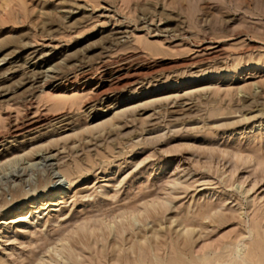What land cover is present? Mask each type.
Returning <instances> with one entry per match:
<instances>
[{
  "label": "rangeland",
  "instance_id": "374dc122",
  "mask_svg": "<svg viewBox=\"0 0 264 264\" xmlns=\"http://www.w3.org/2000/svg\"><path fill=\"white\" fill-rule=\"evenodd\" d=\"M49 183L59 207L5 213ZM0 220V264L105 222L126 261L264 264V0H0ZM108 239L66 263L113 264Z\"/></svg>",
  "mask_w": 264,
  "mask_h": 264
},
{
  "label": "bare ground",
  "instance_id": "6f19581e",
  "mask_svg": "<svg viewBox=\"0 0 264 264\" xmlns=\"http://www.w3.org/2000/svg\"><path fill=\"white\" fill-rule=\"evenodd\" d=\"M33 55V54H32ZM32 55H30L31 57H32ZM47 72V71H46ZM45 82H47V79H46V81ZM175 84H178V83H175ZM174 85V84H173ZM180 86V85H179ZM2 144V143H1ZM36 154V153H35ZM37 154H39V153H37ZM36 156V155H35ZM50 157V156H49ZM50 159V158H49ZM53 159V158H52ZM245 159V158H244ZM41 160V159H40ZM47 160V159H46ZM243 160V159H242ZM43 161V160H42ZM29 165V164H28ZM61 166V165H60ZM65 166V165H64ZM50 167H51V170L50 171H53V172H51L52 173V175L54 176L55 174H62V176H64L65 177V175H66V173H68V172H66V173H62V172H60L59 171V169H60V167H57V165L56 164H51L50 165ZM59 168V169H58ZM65 169H67V167L65 168ZM69 169V168H68ZM56 170L58 171L57 173H56ZM74 172V171H73ZM55 173V174H54ZM50 174V173H49ZM68 175V174H67ZM50 176V175H49ZM72 175H70L69 177H71ZM52 177V176H51ZM68 178V177H67ZM42 183H43V181H42ZM42 188H40V194H39V196H36V197H28L27 199H25V202L23 203V204H21V205H18V202L17 203H15V204H13V206H9L8 207V209H6L5 210V213L6 212H8V210H12V211H15V213H17L18 211L19 212H23V211H25V209L26 208H30V206L32 205V204H36V201H38L39 199H40V197H42V199H47V198H51V200H50V202H51V205L53 206V207H59V205L60 204H62L61 203V201L63 200V198L64 197H62V194L64 193V189H65V187H62L61 185H57L56 187H55V190H54V188L52 189L51 188V185H50V183L49 184H45V186L43 187V184H42V186H41ZM14 192L17 194V195H19V197L17 196V200H18V198H20L21 197V199L23 198V197H27V194H25L24 193V191L21 189V188H17V189H15L14 190ZM20 200V199H19ZM32 200V201H31ZM16 201V200H15ZM11 204V203H10ZM27 205L25 208H23L24 207V205ZM37 204H38V202H37ZM47 204V202H45V205ZM153 204V203H152ZM151 204V205H152ZM43 205V204H42ZM152 206H154V204L152 205ZM159 206V205H158ZM5 207H7V206H5ZM33 207V206H32ZM147 207H149L148 205H147ZM151 207V206H150ZM146 208V207H145ZM157 208V209H156ZM158 208L159 207H155V211H157L158 210ZM160 208H161V206H160ZM27 209V210H28ZM151 209H154V207H152ZM161 210V209H160ZM150 211H152V210H150ZM155 211H152V212H155ZM148 212H149V209H148ZM131 213H132V211H131ZM133 213H134V211H133ZM132 213V214H133ZM27 214V213H26ZM127 214V213H126ZM125 214V215H126ZM130 214V213H129ZM149 214H151V212H149ZM153 214V213H152ZM124 215V216H125ZM128 215V214H127ZM142 215V214H141ZM124 216H121V217H124ZM136 216L138 217L139 215H134V217L132 218V220H131V214H130V216H129V219H130V222H128L127 221V224H128V226L130 227V224H131V222H133V223H137L138 222V218H136ZM145 216L146 215H143V216H141V217H143V219L145 218ZM152 216V215H151ZM201 216V215H200ZM209 216V215H208ZM217 216V215H216ZM216 216H214V217H216ZM23 216L20 214V215H18L14 220V223H19L20 221H22V218ZM127 217V216H126ZM198 217V216H197ZM120 218V217H119ZM140 218V217H139ZM149 218V215L147 214V218L146 219H148ZM117 219V218H116ZM121 219V218H120ZM124 219V218H123ZM204 219V218H203ZM142 220V219H141ZM140 220V221H141ZM188 220V219H187ZM205 220V219H204ZM123 221V220H122ZM139 221V222H140ZM0 222H1V220H0ZM104 222V221H103ZM126 222V221H125ZM138 222V223H139ZM106 223V222H105ZM105 223H98V225L97 226H93V228H89V227H87V225H85V226H83V227H81V228H78L76 231H75V237H73V238H71V237H68V236H66V238H64V239H60V240H58L57 241V244H59V245H53V246H55L54 247V250L52 249L51 251H52V253H53V251L57 254V256L56 257H58V258H60L61 260H64L65 261V263L64 264H68V263H66V262H69L68 260H70V256H72L71 255V252H72V249H73V247H75L76 245L78 246H80V245H82L84 248H88V246H89V244L91 243L90 242V238L92 239V237H94V238H101V240H104L105 242L107 241V240H109L108 238L110 237V235L113 233V232H115V240L112 242V244H111V248H110V250H108V251H110V253H111V261L113 262V264H141V262L139 261V259L137 258V256H138V253H137V256L134 254V258L133 259H130V260H124L120 255L118 256L117 254H119V252H120V250H121V246H120V243L122 242V240H121V238L122 237H124V236H122V235H124L123 233L125 232V227H124V223L122 224V223H120V225H118V226H114V225H112V227H111V225H109L108 223L107 224H105ZM141 223V222H140ZM126 224V225H127ZM136 225V224H135ZM182 225V224H181ZM180 225V226H181ZM132 227H133V224L131 225ZM128 227V228H129ZM132 227L130 228V229H132ZM103 228V229H102ZM127 228V229H128ZM180 228V227H179ZM75 230V229H74ZM190 230H194V229H190ZM96 231H99V235H97L98 234V232H97V234H96ZM179 231H181V229L179 230ZM183 231V230H182ZM192 231H190V232H185V235L184 234H182V237H183V235H184V237L186 236V239L189 241V243H190V238H191V235L193 234L194 235V233L192 232ZM178 232V231H177ZM136 233V232H135ZM180 233V232H179ZM71 234H73V233H71ZM135 235H138V234H135ZM74 236V235H73ZM152 236H154V235H152ZM151 236V237H152ZM137 237V236H136ZM146 237V236H145ZM144 237V238H145ZM154 237H156V236H154ZM178 237V234L176 235V238ZM179 237H180V235H179ZM178 237V238H179ZM193 237V236H192ZM175 238V239H176ZM69 239L72 241L71 243L69 242ZM147 239V238H146ZM175 239H173V241L175 240ZM96 240V239H95ZM140 240V239H139ZM138 240V241H139ZM145 240V239H144ZM151 240V239H150ZM170 240H172V239H170ZM177 240V239H176ZM180 240H182L181 238L179 239V241ZM227 240V239H226ZM121 241V242H120ZM123 241H125V239L123 240ZM134 242H135V240H133ZM149 241V240H148ZM178 240H177V242H179ZM182 241H184V240H182ZM63 242L65 243V244H63ZM120 242V243H119ZM141 242V241H140ZM96 243L97 242H95V245H96ZM142 243H144V242H142ZM160 243V242H159ZM179 243H181V242H179ZM228 243V242H227ZM241 243V242H240ZM75 244V245H74ZM104 244V243H103ZM137 244H139V242L137 243ZM172 244V243H171ZM175 244V243H174ZM174 244H172V245H174ZM46 245H47V243H46ZM45 245V246H46ZM72 245H74L73 247H72ZM107 245V244H106ZM126 245V244H125ZM146 245V244H145ZM150 245H151V243H150ZM153 245V244H152ZM156 245V244H155ZM157 245H158V243H157ZM156 245V246H157ZM175 245H177V246H175ZM174 245V247L176 248V250L174 249V251L176 252L177 251V253H179L178 255H182V257H183V259H185V255L186 254H188V252H187V248L186 247H180L179 245H178V243L177 244H175ZM182 245H183V243H182ZM190 245V244H189ZM241 245V244H240ZM239 245V243H238V245H233L231 248V251H230V253H233V254H237L238 255V259L240 260H242V262H241V260H240V262L241 263H244V264H248V262L250 261V260H245V259H243L242 258V255L243 254H246V253H244V251H243V248L241 247ZM250 245V244H249ZM257 245V244H256ZM53 246H52V248H53ZM76 246V247H77ZM124 246V245H123ZM127 246V245H126ZM147 246V245H146ZM154 246V245H153ZM155 246V249L158 247H156ZM160 246H161V244H160ZM165 246V245H164ZM171 246V245H170ZM215 246V245H214ZM254 247H255V245H253ZM258 246V245H257ZM130 247H132V246H130ZM138 247H140V246H138ZM163 247V246H162ZM172 247V246H171ZM189 247V246H188ZM216 247V246H215ZM223 247V246H222ZM247 246H245V248H246ZM42 248V247H41ZM47 248V247H46ZM107 248H108V246H107ZM124 248V247H123ZM129 248V247H128ZM149 247L147 246V249H148ZM159 248V250L161 249L160 247H158ZM190 248V247H189ZM43 249V248H42ZM50 249V248H49ZM59 249V250H58ZM76 249V248H75ZM140 249V248H139ZM146 248H145V250H147ZM155 249H153V247L152 248H150V250H151V254H152V260L150 259V261H154L155 263L154 264H159V262H157V258H159V257H161L160 255L158 256V257H156L153 253L155 252ZM192 248H190V250H191ZM221 249V248H220ZM258 249H259V247H258ZM47 250V249H46ZM89 250H91V248L89 249ZM99 250H100V256H101V258H106V257H108L107 255V253H106V251H107V249L105 250V246H102L101 247V249L99 248ZM124 250V252H125V250L126 249H123ZM131 250H133V248H131ZM141 251L143 250L142 248L140 249ZM254 250V249H253ZM49 251V250H48ZM47 251V252H48ZM75 251V250H74ZM137 252H138V249L136 250ZM135 251V252H136ZM141 251H139V253L141 254V256H142V253H141ZM50 252V251H49ZM90 252V251H89ZM99 252V251H98ZM143 252V251H142ZM185 252H187L186 254H185ZM217 252V251H216ZM225 252H227V251H225ZM46 253V252H45ZM73 253V252H72ZM109 253V252H108ZM123 253V252H122ZM126 253H127V251H126ZM144 253H146V251H144ZM143 253V254H144ZM190 253V252H189ZM223 253V252H222ZM229 253V252H228ZM47 254H49V255H51L50 253H47ZM130 254V253H129ZM128 254V255H129ZM156 254V253H155ZM74 255V254H73ZM96 255H97V251H96ZM127 255V256H128ZM132 255V254H131ZM128 256V257H132V256ZM180 255V256H181ZM45 256V255H44ZM139 257V258H142V257ZM144 256V255H143ZM146 256V255H145ZM145 256H144V258L143 259H145ZM175 256H176V253H175ZM174 256V257H175ZM179 256V257H180ZM229 256H231L232 257V255H230L229 254ZM74 257V256H73ZM89 257V256H88ZM96 257H98V255L96 256ZM147 257V256H146ZM166 257V256H165ZM164 257V258H165ZM172 257V256H171ZM188 257V256H187ZM189 257H190V254H189ZM196 257V256H195ZM195 257H193V258H195ZM199 257V256H198ZM244 257V256H243ZM245 257H248V256H245ZM252 257V256H251ZM58 258H56V259H58ZM255 258V257H254ZM37 259V258H36ZM45 259V258H44ZM56 259H54V257L52 256H49L48 257V260H49V264H52V263H55V264H61L58 260H56ZM97 259V258H96ZM95 259V260H96ZM100 259V258H99ZM98 259V260H99ZM128 259V258H127ZM147 259H149V257H147ZM160 259H162V257L161 258H159V260ZM173 259V258H172ZM179 259V258H178ZM180 259H182V258H180ZM191 259V258H190ZM189 259V260H190ZM203 259V258H202ZM199 259V258H195V259H191V262L190 261H188V262H190V264H206L207 262H209L210 264H238V263H236V261L238 260H233V258L231 259L230 257H226V258H224V257H222L221 255H219V256H216V257H214V258H212V259H210V260H207V258H205V259ZM253 259V258H252ZM40 260V259H39ZM42 260V259H41ZM75 260V259H74ZM95 260H92L93 261V263H94V261ZM108 260V259H107ZM146 260V259H145ZM168 260V259H167ZM258 260H260V259H257L256 261H258ZM47 261V260H46ZM58 261V262H57ZM73 261V260H72ZM91 261V262H92ZM100 261V260H99ZM104 260H102L101 261V263L103 262ZM109 261V260H108ZM107 261V262H108ZM110 261V262H111ZM141 261H143L142 259H141ZM163 261H165L166 262V258L163 260ZM163 261L161 260V262L163 263ZM186 262H187V260H185ZM253 261V260H252ZM251 261V262H252ZM255 261V262H256ZM38 262V261H37ZM40 262V261H39ZM44 262V261H43ZM43 262H41L40 264H44ZM71 262V261H70ZM109 262V263H110ZM147 262V261H146ZM149 262V261H148ZM164 262V263H165ZM170 262V261H169ZM169 262H166V264L168 263L169 264ZM178 262V261H177ZM181 262H182V260H181ZM184 262V261H183ZM182 262V263H183ZM185 262V263H186ZM239 262V261H238ZM36 263V262H35ZM106 263V262H105ZM144 263V262H143ZM172 263V262H171ZM170 263V264H171ZM254 263V262H253ZM46 264V263H45ZM48 264V263H47ZM96 264V263H95ZM98 264V263H97ZM102 264H104V263H102ZM149 264H151L150 262H149ZM172 264H174V263H172ZM184 264V263H183ZM251 264V263H250Z\"/></svg>",
  "mask_w": 264,
  "mask_h": 264
}]
</instances>
